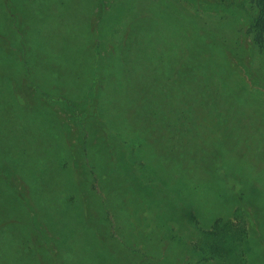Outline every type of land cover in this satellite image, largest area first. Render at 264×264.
Masks as SVG:
<instances>
[{
  "label": "trees",
  "instance_id": "obj_1",
  "mask_svg": "<svg viewBox=\"0 0 264 264\" xmlns=\"http://www.w3.org/2000/svg\"><path fill=\"white\" fill-rule=\"evenodd\" d=\"M48 2L0 0V70L12 74L0 72V234L14 221L26 241L117 233L134 242L124 249L108 243L116 264L128 263L114 250L127 252L132 264L139 254V263H154L143 248L154 249V234L166 246L168 221L185 214L179 199L206 181L226 185L231 195V185L246 181L219 164L216 148L250 158L246 143L257 146L256 155L264 147V119L248 123L261 114L241 95L243 86L231 85L234 74L264 90V0H254L247 24L228 37L225 26L191 28L166 69L137 60L133 29V38L108 50L92 39L71 46L64 38L72 28L65 26L37 40L45 15H57ZM135 90L142 105L127 106ZM180 91L187 94L183 105ZM157 124L168 125L164 137L155 135ZM178 160L187 170L178 162L171 171Z\"/></svg>",
  "mask_w": 264,
  "mask_h": 264
},
{
  "label": "rangeland",
  "instance_id": "obj_2",
  "mask_svg": "<svg viewBox=\"0 0 264 264\" xmlns=\"http://www.w3.org/2000/svg\"><path fill=\"white\" fill-rule=\"evenodd\" d=\"M253 4L254 0H49L47 6L55 7L57 15H52V11L45 15L42 21L44 28L41 27L36 39L44 41L45 34L51 30L49 28L65 26L72 28V33L64 38L71 46L92 39L97 47L103 45L108 50L117 40L133 38V29L137 31L140 42L137 60L146 58L156 65H162L159 68L166 69L172 65L178 42L189 41L184 38L190 37L191 28L225 26L228 37L236 33L234 26L247 24ZM85 26H89V31ZM96 30L101 35L97 41L94 37ZM244 37L246 41L251 40L247 33ZM0 72L12 77L11 72L4 68ZM124 78L130 79L128 76ZM231 85L243 86L241 95L249 99L248 103L255 113L261 114L248 123L251 126L260 125L264 119V90L254 85L244 86L241 77L234 74ZM147 90L151 91L152 88ZM26 92H31V89L26 88ZM132 95L131 91L128 97ZM111 97L118 99L120 95L111 94ZM141 97V92L135 90V99L132 98L126 105L139 103L141 106ZM177 98L181 105L187 102L185 92H178ZM125 103L123 95L121 104ZM54 107L58 109L56 104ZM169 126L176 130L174 122ZM167 127V124H157L155 135L164 137ZM246 146L250 147V158L233 157V151L216 148L219 164L228 173L245 177L246 181L231 185L234 191L232 195L226 185L222 187L206 181L198 185L187 200L179 199L178 203L185 214L181 213L180 217H172L168 221L170 235L167 234L166 246L164 240L154 234L150 243L154 249L143 248L148 253L147 257L153 259L154 263L151 264H264V147L260 155H256L258 148L254 143H246ZM172 152L176 155V149H172ZM205 161L208 163L207 158ZM178 162L182 171L187 170L186 162L178 160L171 171L177 169ZM191 180L197 182L194 176ZM23 216L26 224V215ZM19 225L20 221L11 222L8 230L0 234V264H44L41 262L44 254L49 258V264H116L112 257L113 248L108 243L124 249V242L128 245L134 242L131 236L117 233L103 237L63 235L62 238L53 239L51 236L43 239L40 235H32L26 241ZM26 244L32 251L31 259ZM114 251V255H120L128 264H132L127 252ZM140 258L142 254L138 255L137 264H141Z\"/></svg>",
  "mask_w": 264,
  "mask_h": 264
}]
</instances>
